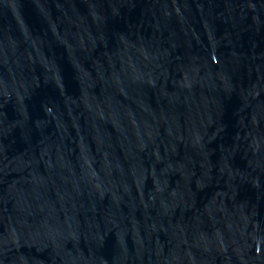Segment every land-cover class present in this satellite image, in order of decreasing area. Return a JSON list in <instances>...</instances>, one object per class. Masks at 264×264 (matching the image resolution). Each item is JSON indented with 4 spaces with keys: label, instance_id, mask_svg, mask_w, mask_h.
<instances>
[{
    "label": "water",
    "instance_id": "1",
    "mask_svg": "<svg viewBox=\"0 0 264 264\" xmlns=\"http://www.w3.org/2000/svg\"><path fill=\"white\" fill-rule=\"evenodd\" d=\"M0 264H264V0H0Z\"/></svg>",
    "mask_w": 264,
    "mask_h": 264
}]
</instances>
